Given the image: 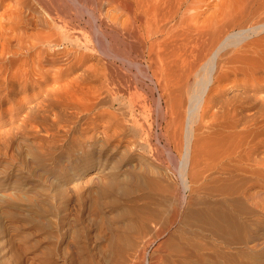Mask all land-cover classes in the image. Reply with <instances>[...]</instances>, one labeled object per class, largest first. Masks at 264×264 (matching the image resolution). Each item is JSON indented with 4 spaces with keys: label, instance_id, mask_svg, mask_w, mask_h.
I'll return each instance as SVG.
<instances>
[{
    "label": "bare ground",
    "instance_id": "obj_1",
    "mask_svg": "<svg viewBox=\"0 0 264 264\" xmlns=\"http://www.w3.org/2000/svg\"><path fill=\"white\" fill-rule=\"evenodd\" d=\"M10 1L0 14V56L19 51L29 53L38 47L36 55L42 57L46 53V47L56 52L63 43L88 47L92 41L96 42L104 55L133 66V70L137 68L143 77L142 81L151 89L155 105L154 120L161 128V131L156 129L154 136L157 144L169 151L172 147L182 150L180 152L178 149L182 157L178 167L176 166L182 186L175 192L169 191V186L158 188L162 195L141 193L119 200L117 193L121 181L116 174H109L98 168L87 175H78V170L68 165L64 169L52 171L48 177L49 192H45L47 195L44 203L42 240L45 254L43 260L35 257L32 264H136L145 257L144 264H207V244L201 239L205 231H232L237 224L247 227L253 224L252 218L247 216L245 219L243 216L240 207L242 202H239L243 198L264 210L261 194L253 191L255 182L251 181L252 178L261 177V174L251 167L240 165L236 168L237 171L232 172L245 174L244 180L247 179L246 182L250 181L251 184L244 183L245 186L234 193L226 191L227 193L214 194L208 186V180L215 174L210 171L217 169L220 161L218 164L213 162L212 165L208 163L210 158L207 156L211 150L221 149L217 146L223 145L226 139L215 145L217 149L211 147L208 150L207 140L200 138L197 130H216L217 123V127H221L220 131H227L229 137L237 139H233L235 141L232 140V144H225L232 137L226 140V147L223 145L225 148H222L223 155H236L237 152L236 161L240 157L241 163L253 165L249 161L256 153H253L255 140L259 136L256 129L264 119V53L261 58L250 53L259 52V41H264L254 38L264 33V0H102L103 4L106 1L112 9L120 11L123 18L114 14L113 17L106 16L99 1L95 8L89 7L82 0H70L80 13L89 15L87 22L92 27L93 37L87 35V32L83 34V25L77 24L75 15L67 13L57 0H33L34 4L44 10L46 16L41 19L42 29L35 34H28L22 28L32 24L26 20L27 0ZM4 2L5 0H0V9ZM14 45L18 46L15 52ZM74 51L63 48L58 53L59 59L62 57L64 62L66 59L68 62L75 60L81 63L79 70L83 76L89 75L91 71H94V76L100 71L99 67H95L100 65L96 63L100 60L95 58L96 62H86V54ZM30 56L27 54L24 58L12 59L7 64L1 62L0 77L7 76L11 71L19 75L30 72ZM117 70L110 71L113 75L110 74L107 92L109 96L115 91L131 92L130 109L132 115H135L140 100L138 98L135 101L139 86L121 78H113ZM241 72L245 75L246 82L238 85L239 81L236 80L238 83L231 84L232 76ZM194 75L197 77L195 85L188 89ZM18 86L12 84L8 87L15 92L20 91L23 85ZM4 87L6 86L2 83L0 91ZM133 89L134 91H130ZM104 116L106 117L105 114ZM261 128L264 129V121ZM219 130L215 133L219 134ZM110 131H106L107 137L104 136L108 139V144L111 142L115 145L114 148L119 144L127 147L140 146L141 137L153 132L137 118L132 119V124L118 123ZM163 136L166 144L163 143ZM215 139L217 137L214 141L209 140V144L213 146L216 142L220 143V140ZM213 142L215 143L212 144ZM166 148L164 150L168 151ZM222 150L215 152L219 154ZM222 156L221 159L219 156L212 161L222 160ZM177 160L174 161L178 163ZM226 165L223 164L219 170L227 173ZM175 186L172 184L171 187ZM92 188H97L103 199L101 207L105 214L101 223L93 222L86 214L87 197ZM165 191H169V194H165ZM23 214L21 212L20 215L19 210H13L10 205L0 203L1 223L7 234L12 232L8 235L11 241L17 238L23 240V229L38 234L39 226L35 223L27 225V217L23 218ZM166 236L162 246L159 244L161 248L151 258H147V246Z\"/></svg>",
    "mask_w": 264,
    "mask_h": 264
},
{
    "label": "rangeland",
    "instance_id": "obj_2",
    "mask_svg": "<svg viewBox=\"0 0 264 264\" xmlns=\"http://www.w3.org/2000/svg\"><path fill=\"white\" fill-rule=\"evenodd\" d=\"M57 1L61 2L64 10L67 13L75 15L77 24L79 23L83 25V34L87 32V35L90 34V36L93 37L91 31L92 27L87 22L89 15L84 13L86 14L84 16L82 13H80L77 6L73 5L70 0ZM82 1L89 7L95 8L97 6V2L99 1L106 16L113 17L114 15H117L120 17L122 15V13L121 15L119 14L120 11L112 9L113 7L110 6L109 3L107 4L106 1H104V4L102 0ZM10 2V0H5L3 8L0 9V14ZM26 3V20L32 24L21 27L28 34H35L42 29L41 19L46 15L42 8L34 4L33 0H27ZM123 17L124 16H121V18ZM259 36L264 37V33L254 36V38H260L263 40L264 38ZM259 42L261 43L259 45L260 48L258 47L260 53H249L254 56L256 55L255 57L261 58L264 53V41ZM96 46V42L93 43V41L88 47H78L63 43L56 52H54L53 49L46 47V53L42 57H37L36 55L38 47L34 48V50L30 51L29 53L19 51L20 53L17 52L16 54L11 53L6 54L3 57L0 56V64L1 62L7 64L12 59L18 60L20 58H24L27 54L28 56L31 55L30 72H28L29 74L25 73V75H19L11 71L7 76L0 77V85L4 83L6 86L0 91V131H3L2 133L0 132V135L3 134L1 135V139L3 140L0 139V148H2L0 150V203L10 205L13 207V210H19L20 215L21 212H24L23 218L27 217V225L35 223L40 228L38 234H32L30 230L23 229V240L17 238L14 241H11V238L8 235L12 234V232L7 234L5 227L2 226L0 217V264H32L35 257H37V260H43L45 254V247L42 240L44 231V203L46 202V195L48 194L47 192H49L47 189L49 188L48 177L52 171L64 169L65 166L68 165L70 167L76 168L78 170V175L80 173V175H87L98 168L105 170L109 174H116L121 181V186L117 193L119 200H125L127 197L139 195L141 193L147 195L160 193V195H162V191L160 192L157 190L158 188L164 189L169 186L168 190L175 192L177 188L179 189L182 186L181 179L179 177L180 174L178 173L179 171L177 169L179 160L182 157V153H180L182 150L172 147L171 151H169L166 147L157 144L155 140L156 137H154L157 131H161V128L154 120L155 105L150 92V87L142 81L143 77L138 73L137 68L133 70V66L124 64L120 62V60L115 61L114 59L101 53L98 46ZM14 47L15 48L13 51L18 50L17 45H14ZM62 47L68 48L72 51L75 50L74 52L86 54V62L91 63L93 60L96 62L95 58H97L100 61H97L96 63L100 65L95 67H99L100 71L96 72L94 76V71H91L89 75L83 76V74H81V70H79V65L81 63L75 60L68 62V60L65 58L64 62L62 57L59 59L60 54L58 53L59 51L63 50ZM57 56L58 58H56ZM39 58H41L40 61ZM113 62L114 64H112ZM108 66L110 68H108ZM116 68L118 70L113 78L116 80L121 78L122 80H127L130 84H136L139 86L138 91L136 92L138 95H135L137 96L136 98L134 96L136 99L135 101L137 102L138 98L140 100L143 98L144 100L142 99V101H140L138 99L139 105L135 112L137 114L135 115H132V111L130 109V101L132 98V95L130 94L131 92L129 93L128 90H125V93L115 91L112 96H109V93L107 92V89L109 88V81L111 80L110 74L112 72L110 73V71ZM107 72H109V75H107ZM76 75H78V77ZM112 75L113 74H111V76ZM237 76H232L231 84L234 85L235 82H237L236 80L239 81L238 85L246 82L247 79L242 72L238 73ZM79 77H81V79ZM196 79L197 77L195 75L191 78L188 89L193 88ZM89 81L92 83L94 81L96 82L93 83L94 85H92ZM12 84H16V86L20 84L23 86L21 87L20 91L14 92L11 90V87H8ZM79 84L81 85L79 86ZM82 85H85L86 87H83ZM130 91H134V89ZM156 94L159 95L157 91ZM84 96H86V98ZM105 101H108L109 104L105 103ZM91 104L94 106H91ZM134 118H137L141 124H143L146 128L150 127L153 131L152 133H148V136L145 134L143 137H141L142 144L137 147H127L124 146V144L117 143L119 144L117 148H114L115 145H113L111 142L108 144V139L106 138L107 132L112 129L114 130L118 123L132 124V119ZM263 121L264 119L262 120L261 124H259L260 128L258 127L259 129H256L259 133L257 135L259 136L255 140L256 144L253 153H258H255L256 155L253 154L252 159L250 161L248 160L253 165H247L244 162L241 163L239 161L240 157L238 158V161H236V155L238 154L237 152L236 155H223L224 151L222 148L226 147L225 144H232L230 142L235 138L234 136H231L232 138L229 137L230 135H227V131H220L221 127H217V123L216 130H211L208 128L197 130L198 136L207 140L206 145H209L208 150H211L212 148L215 149L217 145L221 144V141H223L224 138L226 140L231 138L229 143H227L228 141L226 142V140L224 141V143L226 142L225 144L222 143L225 147H223V145L217 146L221 148H216L219 150V152L222 150L221 153L217 154L218 152H215L217 150H211L209 153L210 155L208 154L207 156V158H210L208 163H212V165H214L213 162L217 163L220 161L219 164L217 163L218 168L210 171L212 174H215L212 175V177L208 180V186L209 188L211 187L210 190L214 194L217 195L222 192L234 193L239 188L248 185L250 181L248 183L246 182L247 179L244 180L245 174L240 172H232L237 171L236 168L240 165H246L255 171H259L261 174V177L252 178L251 181L255 182L254 185L252 184L253 187L255 186L253 191H257L261 194V204L264 206V129L261 128ZM218 130L220 132H218L219 134H216ZM104 131L105 134L103 133ZM93 133L96 135H93ZM212 137H217L218 141L220 140V143L216 142V144H214L215 142H213V146L209 144V140L214 141V138L211 139ZM163 141L164 144L167 143L164 136ZM163 147L166 148V150H168L172 155L167 153L168 151H165ZM260 148H262V150ZM5 149L7 150V153ZM155 149L157 150L154 151ZM212 154H216L215 156L218 155L217 157L220 156V159L222 155L225 156V158L223 159L222 156V160L212 161L215 157L211 156ZM244 157L246 158L245 154ZM173 158L175 161L177 160L178 163L175 162ZM216 158H214V160ZM223 164L228 165H226L228 169L225 170L227 173L221 172L219 170ZM162 180L165 183H163ZM210 181H212V183L214 181V183L212 184ZM244 183L245 185H243ZM172 184L174 186L176 185V188L171 187ZM235 184L236 186H234ZM218 188L219 190L222 188L221 191L216 190ZM169 191H165V194H169ZM235 196L238 195L235 194ZM240 199L241 201L239 204L242 202L240 207L244 213L243 216L245 219L247 216L252 218L254 221L253 224L250 225V227L244 226V224H237L233 226L232 231H205L204 234H202L201 239L207 244V264H264V210H262L261 207L251 205L243 198ZM243 201L247 204H245ZM102 203L103 199L99 190L97 188H92L89 196L87 197L86 214L87 217L93 222L101 223L104 218L105 212L103 207H101ZM164 238L166 239L167 236L163 237V239H159L155 244L147 246L146 255H150H148L147 258H151L153 254L161 248L165 241ZM159 244H161V246ZM211 247L212 251L210 252ZM11 252L13 253L11 254ZM145 260L146 257L137 261L136 264H144Z\"/></svg>",
    "mask_w": 264,
    "mask_h": 264
}]
</instances>
